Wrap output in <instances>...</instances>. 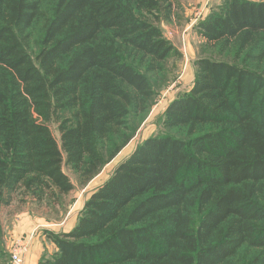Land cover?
<instances>
[{"label": "trees", "instance_id": "1", "mask_svg": "<svg viewBox=\"0 0 264 264\" xmlns=\"http://www.w3.org/2000/svg\"><path fill=\"white\" fill-rule=\"evenodd\" d=\"M174 0H0V208L73 189L133 131L173 51ZM196 60L140 142L37 264H264V1L225 0ZM38 51L31 54L32 44ZM57 123L58 141L49 127Z\"/></svg>", "mask_w": 264, "mask_h": 264}, {"label": "rangeland", "instance_id": "2", "mask_svg": "<svg viewBox=\"0 0 264 264\" xmlns=\"http://www.w3.org/2000/svg\"><path fill=\"white\" fill-rule=\"evenodd\" d=\"M224 3L225 0H174L170 19L160 18L157 22L163 37L174 49L162 62L161 72L150 76L155 94L147 112L132 119L133 131L129 138L117 151H107L102 164L87 165L80 172L63 165L73 183V189L67 194H44L40 200L29 193L22 194L21 190L13 194L10 204L0 208V264H15L11 255L18 244L23 245L20 264H37L41 256L50 257L57 248L47 232L70 230L90 194L107 180L116 166L145 138L168 131L162 125L164 109L173 98L190 89L196 74V60L225 59L223 54L206 45L197 29L201 20L212 12H219ZM38 48L33 43L31 54ZM49 127L58 141L57 123L51 121Z\"/></svg>", "mask_w": 264, "mask_h": 264}, {"label": "built area", "instance_id": "3", "mask_svg": "<svg viewBox=\"0 0 264 264\" xmlns=\"http://www.w3.org/2000/svg\"><path fill=\"white\" fill-rule=\"evenodd\" d=\"M23 246L22 244L19 245L16 247V249H14L12 251V255H11V258H12V261L15 263V264H20L21 263V254H22V247Z\"/></svg>", "mask_w": 264, "mask_h": 264}, {"label": "crops", "instance_id": "4", "mask_svg": "<svg viewBox=\"0 0 264 264\" xmlns=\"http://www.w3.org/2000/svg\"><path fill=\"white\" fill-rule=\"evenodd\" d=\"M35 261H36V256H35ZM35 261H34V262H35Z\"/></svg>", "mask_w": 264, "mask_h": 264}]
</instances>
